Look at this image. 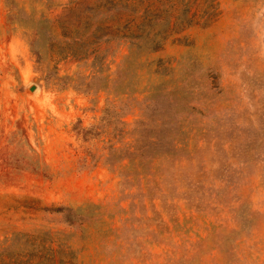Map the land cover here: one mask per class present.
<instances>
[{"label": "rangeland", "instance_id": "1", "mask_svg": "<svg viewBox=\"0 0 264 264\" xmlns=\"http://www.w3.org/2000/svg\"><path fill=\"white\" fill-rule=\"evenodd\" d=\"M70 1L0 0L4 263L35 253L25 234L40 231L61 239L46 247L64 239L61 264H264V0H151L163 19L134 22L135 46L130 10L96 9L119 31L87 58L11 17ZM111 92L122 117L84 132ZM133 137L139 165L108 149Z\"/></svg>", "mask_w": 264, "mask_h": 264}, {"label": "trees", "instance_id": "2", "mask_svg": "<svg viewBox=\"0 0 264 264\" xmlns=\"http://www.w3.org/2000/svg\"><path fill=\"white\" fill-rule=\"evenodd\" d=\"M41 1H36V3H40ZM48 5V4H47ZM46 6V4H45ZM17 10L15 13H12L11 17L14 22L21 23V17L24 15L27 17L28 21L32 25H23L24 28L30 31H34L35 38L38 39L43 34L44 30L49 27V32L47 33L49 36V42L51 45H55L58 40V36L65 37L67 41L64 43V52L67 55L73 56H82L87 58L90 54L95 53L96 49L92 46L94 44L99 43L100 41H109L113 38V35L119 29H115L114 25L107 23L106 21H96L95 19V10L106 7L107 9H115L118 7H123L131 11L128 13V20L125 23L127 27V33L123 35L125 39L132 41L137 40L138 36H134L133 32L130 31L134 22L138 20H142L143 27L156 22L157 20H162L163 17L160 15V9L155 8L152 4L151 0H71L68 7L64 10V13L56 16V17H47L46 15L40 14L39 11L35 7L31 10H27L25 7L19 8L17 5ZM176 5H172V8H175ZM164 9L161 11L163 12ZM94 12V13H93ZM139 12H142L140 16H136ZM55 30H58V36L55 34ZM60 41V40H59ZM32 49L35 51L37 49L35 39L30 41ZM97 73H101L100 70H97ZM110 93V97L107 99V107L104 110V115L102 117V122L100 125H94L90 128L83 129L86 133H91L93 130L100 127H107L106 123L110 116L120 117L124 113L123 106H119L118 103H123V100H120L121 93L114 94ZM124 95V94H123ZM113 96V97H111ZM122 117V116H121ZM109 122V121H108ZM122 125H126L125 122L121 123ZM117 124L113 127L117 128ZM108 142V149L110 154L118 155L122 154L121 160L127 159L129 160L130 165L138 164L139 160L143 156L144 152H139L141 148L144 146H137L135 142L137 139L133 137L132 142H125L123 139H119L117 141ZM120 144L121 146H118ZM139 165V164H138ZM62 210V209H58ZM79 216V210L68 209L65 213V221L73 225L77 221ZM28 237H35L36 239L41 240V243L38 245L39 249L34 252L27 253L26 255L19 254L18 262L21 264H61L64 261L65 257H68V247L64 239L63 242L58 244L57 248L53 246H45L46 238L50 239V242L53 244L60 242L61 239L57 234H52L50 232H36V233H28L25 234ZM65 235L63 238H66ZM4 247L0 248V264L4 263ZM32 256H36V260H32Z\"/></svg>", "mask_w": 264, "mask_h": 264}, {"label": "water", "instance_id": "3", "mask_svg": "<svg viewBox=\"0 0 264 264\" xmlns=\"http://www.w3.org/2000/svg\"><path fill=\"white\" fill-rule=\"evenodd\" d=\"M34 89V88H33Z\"/></svg>", "mask_w": 264, "mask_h": 264}]
</instances>
